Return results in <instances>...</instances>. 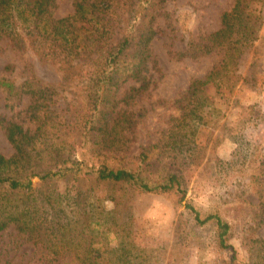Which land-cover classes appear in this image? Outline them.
Wrapping results in <instances>:
<instances>
[{
    "label": "rangeland",
    "instance_id": "rangeland-1",
    "mask_svg": "<svg viewBox=\"0 0 264 264\" xmlns=\"http://www.w3.org/2000/svg\"><path fill=\"white\" fill-rule=\"evenodd\" d=\"M234 2L165 0L152 10L158 30L150 43L152 57L141 77L121 76L114 116L126 111L129 120L120 149L110 152L111 161L126 167L146 153L144 177L151 183L177 173L185 201L203 217L217 214L229 223L230 246L220 245L215 221L197 224L176 195L88 175H79L74 184L69 176L56 179L59 190L75 185L89 191V204L115 211L112 224L124 231L108 233L104 242L119 249L123 241L126 259L117 261L123 254L113 251L107 254L114 257L112 264H264V17L256 24V39L237 60L231 87L217 91L213 84L205 86L202 105L189 92L195 78L203 79L221 62L223 51H205L202 45L221 27L222 13ZM54 5L56 17L74 12V0H54ZM66 61L48 38L20 45L0 39V79L15 85L39 80L55 89L60 113L73 110L78 100L71 89L76 78L66 77L61 68ZM30 103L29 95H10L0 86V153H15L3 121L35 128ZM42 184L33 178L34 187ZM45 252L13 224L0 230V264H50ZM63 264L76 263L65 259Z\"/></svg>",
    "mask_w": 264,
    "mask_h": 264
},
{
    "label": "trees",
    "instance_id": "trees-1",
    "mask_svg": "<svg viewBox=\"0 0 264 264\" xmlns=\"http://www.w3.org/2000/svg\"><path fill=\"white\" fill-rule=\"evenodd\" d=\"M129 1L74 0L72 14L56 17L54 0H0V39L8 38L16 45L50 39L69 60L61 65L65 76L77 80L71 86L78 99L74 109L60 113L55 89L39 80L15 85L0 79V86L10 95L30 96L28 114L35 124L31 129L16 121L2 123L15 153H0V230L15 225L19 233L47 250L50 264H63L65 259L76 264H112L115 259L107 254L113 251L123 254L115 257L117 261L126 259L123 241L118 243L119 249L104 242L108 233L118 236L124 231L112 224L115 211L89 204V191L75 185L59 190L56 179L66 176L73 184L79 175H88L99 181L134 184L145 192L176 195L197 224L215 221L220 245L230 246L226 243L229 223L217 214L203 217L185 201L187 192L177 173L151 183L144 177L146 153L132 167L111 161L110 152L120 149L129 120L126 111L114 116L121 76L137 78L147 70L152 57L150 43L158 32L152 10L165 2ZM263 17L264 0H235L233 7L222 13L221 27L207 36L202 48L219 49L223 58L203 79L195 78L189 86L191 95L199 96L198 105L207 99L205 86L213 84L217 91L231 87L237 60L256 39V24ZM177 141L173 139V144ZM35 177L43 182L41 187L33 186Z\"/></svg>",
    "mask_w": 264,
    "mask_h": 264
}]
</instances>
